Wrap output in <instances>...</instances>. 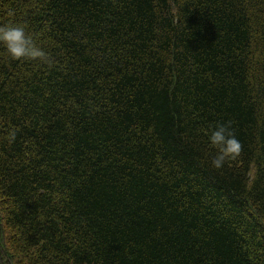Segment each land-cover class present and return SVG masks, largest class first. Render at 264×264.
<instances>
[{
    "label": "trees",
    "instance_id": "obj_1",
    "mask_svg": "<svg viewBox=\"0 0 264 264\" xmlns=\"http://www.w3.org/2000/svg\"><path fill=\"white\" fill-rule=\"evenodd\" d=\"M3 23L50 62L0 43V264H264V0H0Z\"/></svg>",
    "mask_w": 264,
    "mask_h": 264
},
{
    "label": "clouds",
    "instance_id": "obj_2",
    "mask_svg": "<svg viewBox=\"0 0 264 264\" xmlns=\"http://www.w3.org/2000/svg\"><path fill=\"white\" fill-rule=\"evenodd\" d=\"M0 43L5 46L8 56L13 60L50 62L48 53L37 46L34 38L21 24H0ZM231 123V121L219 123L208 134V143L215 149V155L211 156L210 163L215 168H221L227 159L235 158L242 151V145L236 139ZM10 136L14 139L15 133H10Z\"/></svg>",
    "mask_w": 264,
    "mask_h": 264
},
{
    "label": "rangeland",
    "instance_id": "obj_3",
    "mask_svg": "<svg viewBox=\"0 0 264 264\" xmlns=\"http://www.w3.org/2000/svg\"><path fill=\"white\" fill-rule=\"evenodd\" d=\"M5 258H7V257H5ZM7 261H8V259H7Z\"/></svg>",
    "mask_w": 264,
    "mask_h": 264
}]
</instances>
